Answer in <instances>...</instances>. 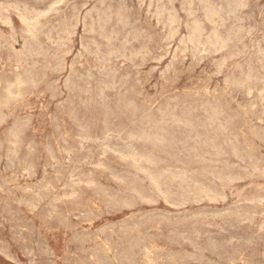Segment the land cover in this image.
Instances as JSON below:
<instances>
[{
	"label": "rangeland",
	"instance_id": "rangeland-1",
	"mask_svg": "<svg viewBox=\"0 0 264 264\" xmlns=\"http://www.w3.org/2000/svg\"><path fill=\"white\" fill-rule=\"evenodd\" d=\"M149 1L0 0V264H264V0Z\"/></svg>",
	"mask_w": 264,
	"mask_h": 264
},
{
	"label": "bare ground",
	"instance_id": "bare-ground-1",
	"mask_svg": "<svg viewBox=\"0 0 264 264\" xmlns=\"http://www.w3.org/2000/svg\"><path fill=\"white\" fill-rule=\"evenodd\" d=\"M151 1V0H150ZM149 1V2H150ZM162 1V0H161ZM188 1V0H187ZM200 1V0H199ZM205 1V0H204ZM203 1V2H204ZM209 1V0H208ZM227 1V0H226ZM238 1V0H237ZM240 1H242V0H240ZM247 1V0H246ZM63 2V1H62ZM61 2V3H62ZM65 2V1H64ZM148 2V1H147ZM158 2V1H157ZM193 2V1H192ZM201 2V1H200ZM203 2L201 3V4H203ZM239 2V1H238ZM237 2V3H238ZM10 3V2H9ZM20 4V3H19ZM139 4V3H138ZM170 4V3H169ZM188 4V3H187ZM207 4V3H206ZM241 4V3H240ZM239 4V5H240ZM244 4V3H243ZM64 5V4H63ZM101 5V4H100ZM184 5V4H183ZM204 5H205V2H204ZM208 5V4H207ZM209 5H211V4H209ZM149 6V5H148ZM201 6V5H200ZM215 6V5H214ZM237 6H238V4H237ZM5 7V6H4ZM8 7V6H7ZM181 7V6H180ZM208 7V6H207ZM213 7V6H212ZM241 7V6H240ZM6 8V7H5ZM34 8V7H33ZM45 8V7H44ZM148 8V7H147ZM146 8V9H147ZM157 8V7H156ZM202 8H203V6H202ZM204 8H206V7H204ZM209 8V7H208ZM211 8V7H210ZM210 8L208 9V10H210ZM220 8V7H219ZM11 9V8H10ZM54 9V8H53ZM109 9V8H108ZM143 9V8H142ZM151 9V8H150ZM149 9V10H150ZM212 9V8H211ZM231 9H233V8H231ZM237 9V8H236ZM242 9V8H241ZM4 10V9H3ZM56 10V9H55ZM206 10V9H205ZM207 10V11H208ZM217 10V9H216ZM159 11V10H158ZM170 11V10H169ZM173 11V10H172ZM206 11V12H207ZM212 11H214V9L212 10ZM211 10L209 11V15H210V12H212ZM12 12V11H11ZM73 12H75V11H73ZM87 12V11H86ZM144 12V11H143ZM214 12H216V11H214ZM214 12H212V13H214ZM47 13V12H46ZM149 13V12H148ZM162 13V12H161ZM220 13V12H219ZM230 13V12H229ZM238 13V12H237ZM6 14V13H5ZM11 14V13H10ZM14 14V13H13ZM69 14H71V13H69ZM117 14V13H116ZM155 14V13H154ZM170 14V13H169ZM185 14V13H184ZM188 14V13H187ZM216 14V13H215ZM233 14V13H232ZM204 15V14H203ZM206 15V14H205ZM209 15H208V17H209ZM212 15V14H211ZM4 16V15H3ZM44 17H45V15H43ZM52 16V15H51ZM72 16H73V14H72ZM76 16V15H75ZM82 16V15H81ZM111 16V15H110ZM116 16V15H115ZM118 16V15H117ZM155 16V15H154ZM218 16H219V14H218ZM242 16V15H241ZM43 17V18H44ZM71 17V16H70ZM207 17V18H208ZM213 16H211L210 18H212ZM217 17V16H216ZM229 17V16H228ZM234 17V16H233ZM232 17V18H233ZM22 18V17H21ZM41 18V17H40ZM88 18V17H87ZM172 18V20H175V19H173L174 18V16H172L171 17ZM170 18V19H171ZM67 19V18H66ZM118 19H120V18H118ZM158 19V18H157ZM169 19V20H170ZM217 19H219V17L217 18ZM221 19V18H220ZM7 20V19H6ZM21 20H23V19H21ZM25 20V19H24ZM23 20V21H24ZM30 20V19H29ZM149 20V19H148ZM206 20V19H205ZM211 20V19H210ZM210 20H206L207 22H209ZM212 20H214V19H212ZM236 20V19H235ZM2 21V20H1ZM30 21H32V20H30ZM83 21V20H82ZM97 21V20H96ZM123 21V20H122ZM217 21V20H216ZM238 21V20H237ZM25 22H27V21H25ZM100 22V21H99ZM121 22V21H120ZM158 22V21H157ZM169 22H171V20L169 21ZM176 22V21H175ZM174 22V23H175ZM197 22V21H196ZM214 22V21H213ZM213 22H211V24L213 23ZM1 23H3V22H1ZM33 23V22H32ZM36 23V22H35ZM117 23H119V22H117ZM123 23V22H122ZM151 23V22H150ZM210 23V22H209ZM216 23L217 22H214V26L216 25ZM172 24V23H171ZM194 24V23H193ZM24 25V24H23ZM27 25V24H26ZM125 25V24H124ZM156 25V24H155ZM164 25V24H163ZM167 25V24H166ZM170 25V24H169ZM179 25V24H178ZM184 25V24H183ZM195 25H197L196 23H195ZM194 25V26H195ZM234 25V24H233ZM255 25V24H254ZM59 26V25H58ZM157 26V25H156ZM177 26V25H176ZM193 26V25H192ZM218 26V25H217ZM238 26V25H237ZM27 27V26H26ZM36 27H37V24H36ZM43 27V26H42ZM48 27V26H47ZM50 27V26H49ZM77 27V26H76ZM93 27V26H92ZM100 27V26H99ZM195 27H198V26H195ZM201 27V26H200ZM30 27H29V25H28V29H29ZM39 28V27H38ZM164 28V27H163ZM172 28V27H171ZM215 28V27H214ZM221 28V27H220ZM228 28V27H227ZM239 28V27H238ZM33 29H34V27H33ZM32 29V30H33ZM41 29V28H40ZM51 29H54L53 27L51 28ZM124 29V28H123ZM170 29V28H169ZM202 29V28H201ZM201 29H198V30H201ZM204 29V28H203ZM201 30V31H203L204 32V30ZM213 29V28H212ZM31 30V29H30ZM36 30V29H35ZM55 30V29H54ZM71 30V29H70ZM121 30H122V28H121ZM161 30V29H160ZM192 32H196V31H194V29L192 28ZM196 30H197V28H196ZM224 30V29H223ZM247 30V29H246ZM11 31V30H10ZM29 30H27V33H29L28 32ZM73 31V30H72ZM212 31H214L215 32V29H213ZM217 31V30H216ZM40 32V31H39ZM47 32V31H46ZM57 32V31H56ZM214 32H212V33H214ZM22 33V32H21ZM85 33V32H84ZM99 33V32H98ZM173 33V32H172ZM175 33V32H174ZM197 33V32H196ZM199 33V32H198ZM197 33V34H198ZM218 33V32H217ZM31 34V33H30ZM33 34V33H32ZM36 34V33H35ZM39 34H41V33H39ZM43 34V33H42ZM116 34V33H115ZM176 34V33H175ZM193 34V33H192ZM197 34H196V36H197ZM45 35V34H44ZM43 35V36H44ZM187 35V34H186ZM190 35H191V32H190ZM205 35V34H204ZM208 35V34H207ZM213 35V34H212ZM211 35V36H212ZM215 35V34H214ZM218 35V34H217ZM216 35V37H217V39H218V36ZM220 35V34H219ZM40 36V35H39ZM46 36V35H45ZM48 36V35H47ZM49 36H50V34H49ZM136 36V35H135ZM169 36H171V35H169ZM174 36V35H173ZM180 36V35H179ZM201 36H202V32H201ZM200 36V37H201ZM206 36V35H205ZM10 37V36H9ZM33 38H34V36H32ZM139 37V36H138ZM190 37H193V35L192 36H190ZM189 37V38H190ZM203 37V36H202ZM202 37H201V39H202ZM209 37V36H208ZM26 38V37H25ZM196 38V37H195ZM215 38V37H214ZM181 39V38H180ZM192 39V38H191ZM198 39H199V35H198ZM216 39V38H215ZM216 39V40H217ZM219 39H220V37H219ZM222 39V38H221ZM220 39V40H221ZM225 39V38H224ZM223 39V40H224ZM15 40V39H14ZM50 40V39H49ZM52 40V39H51ZM106 40V39H105ZM139 40H140V38H139ZM208 42H211L210 41V38H208ZM220 40H218V41H220ZM223 40H222V42H223ZM227 40V39H226ZM33 41V40H32ZM109 41V40H108ZM163 41V40H162ZM165 41V40H164ZM167 41V40H166ZM172 41V40H171ZM190 41V40H189ZM192 42H193V39L191 40ZM225 41V40H224ZM16 42V41H15ZM46 42V41H45ZM63 42V41H62ZM168 42V41H167ZM185 42V41H184ZM192 42H191V44H192ZM221 42V43H222ZM226 42V41H225ZM228 42V41H227ZM226 42V43H227ZM4 43V42H3ZM87 43V42H86ZM127 43V42H126ZM194 44H195V42H193ZM199 43V42H198ZM202 43V42H201ZM220 43V44H221ZM229 43H230V41H229ZM240 43V42H239ZM10 44V43H9ZM16 44V43H15ZM44 44V43H43ZM95 44V43H94ZM138 44V43H137ZM147 44V43H146ZM205 44H207V43H205ZM210 44V43H209ZM219 44V43H218ZM3 45V44H2ZM8 45V44H7ZM64 45V44H63ZM201 44L199 43V46H200ZM208 45V44H207ZM211 45V44H210ZM210 45H209V47H210ZM213 45H216V47H217V44H213ZM39 46V45H38ZM52 46V45H51ZM202 46H203V44H202ZM219 47H220V45H218ZM223 46H226V45H224V43H223ZM227 46H228V44H227ZM104 47V46H103ZM131 47V46H130ZM168 47V46H167ZM170 47V46H169ZM192 47V46H191ZM203 47H205V46H203ZM211 47H213L212 45H211ZM221 47H222V45H221ZM220 47V48H221ZM12 48V47H11ZM47 48V47H46ZM141 48V47H140ZM248 48V47H247ZM8 49V48H7ZM100 49V48H99ZM174 49V48H173ZM191 49V48H190ZM217 49V48H216ZM225 49V48H224ZM12 50V49H11ZM33 50V49H32ZM138 50V49H137ZM208 50V49H207ZM218 50V49H217ZM236 50V49H235ZM238 50V49H237ZM14 51V50H13ZM68 51V50H67ZM87 51V50H86ZM144 51V50H143ZM160 51V50H159ZM186 51V50H185ZM196 51V50H195ZM209 51V50H208ZM213 51V50H212ZM260 51V50H259ZM262 51V50H261ZM70 52H71V50H70ZM83 52V51H82ZM93 52V51H92ZM184 52V51H183ZM4 53V52H3ZM159 53V52H158ZM161 53V52H160ZM169 53V52H168ZM233 53V52H232ZM264 53V52H263ZM57 54V53H56ZM69 54V53H68ZM94 54V53H93ZM99 53H97V55H98ZM198 54V53H197ZM214 54V53H213ZM236 54H237V52H236ZM95 55V54H94ZM208 55V54H207ZM263 55V54H262ZM68 56V55H67ZM88 56V55H87ZM167 56V55H166ZM210 56V55H209ZM98 57V56H97ZM147 57V56H146ZM2 58V57H1ZM9 58V57H8ZM13 58V57H12ZM51 58V57H50ZM171 58V57H170ZM4 59V58H3ZM123 59V58H122ZM147 59V58H146ZM160 59V58H159ZM185 59V58H184ZM200 59V58H199ZM19 60V59H18ZM17 60V61H18ZM90 60V59H89ZM97 60V59H96ZM101 60V59H100ZM115 60V59H114ZM70 61V60H69ZM201 61V60H200ZM26 62V61H25ZM58 62V61H57ZM56 62V63H57ZM154 62V61H153ZM55 63V64H56ZM141 63V62H140ZM223 63H224V61H223ZM264 63V62H263ZM14 64V63H13ZM44 64V63H43ZM83 64V63H82ZM78 65V64H77ZM142 65V64H141ZM170 65V64H169ZM38 66V65H37ZM59 66V65H58ZM89 66V65H88ZM92 66V65H91ZM171 66V65H170ZM11 67V66H10ZM26 67V66H25ZM218 67V66H217ZM12 68V67H11ZM10 68V69H11ZM26 68H28L29 69V67H26ZM46 68V67H45ZM105 68H107V67H105ZM153 68V67H152ZM35 69V68H34ZM19 70V69H18ZM41 70V69H40ZM57 70V69H56ZM80 70H82V69H80ZM85 70V69H84ZM102 70V69H101ZM139 70V69H138ZM166 70V69H165ZM3 71V70H2ZM45 71V70H44ZM1 72V71H0ZM36 72V71H35ZM107 72V71H106ZM126 72V71H125ZM147 72V71H146ZM29 73V72H28ZM69 73V72H68ZM139 73V72H138ZM23 74V73H22ZM89 74V73H88ZM107 74V73H106ZM162 74V73H161ZM264 74V73H263ZM26 75V74H25ZM74 75H75V73H74ZM249 75V74H248ZM12 76H14V74L12 75ZM147 76V75H146ZM246 76V75H245ZM87 77H88V75H87ZM90 77V76H89ZM125 77V76H124ZM18 78H19V76H18ZM51 78V77H50ZM106 78V77H105ZM247 78V77H246ZM251 78V77H250ZM7 79V78H6ZM5 79V80H6ZM9 79V78H8ZM16 79H17V76H16ZM19 79H21V78H19ZM18 79V80H19ZM79 79V78H78ZM140 79V78H139ZM222 79V78H221ZM253 79V78H252ZM14 80V79H13ZM64 80V79H63ZM94 80V79H93ZM119 80V79H118ZM223 80V79H222ZM235 80H237V79H235ZM240 80V79H239ZM238 80V81H239ZM247 80H250L249 78H247ZM1 81V80H0ZM12 81V80H11ZM15 81V80H14ZM21 81V83L24 81V79H23V81L22 80H20ZM27 81H29V80H27ZM66 81V80H65ZM69 81V80H68ZM234 81V80H233ZM2 82V81H1ZM8 82V81H7ZM16 82H18V81H16ZM35 82V81H34ZM70 82H72V81H70ZM102 82V81H101ZM138 82V81H137ZM235 82V81H234ZM240 82V81H239ZM247 82V81H246ZM4 83V82H3ZM20 83V84H21ZM24 83V82H23ZM28 83V82H27ZM75 83V82H74ZM95 83V82H94ZM113 83V82H112ZM117 83V82H116ZM243 84H248V83H245V82H242ZM18 84H19V82H18ZM24 84H26V81H25V83ZM242 84V85H243ZM264 84V83H263ZM4 85H6V82H5V84ZM9 85V84H8ZM22 85V84H21ZM21 85H20V87H21ZM69 85V84H68ZM105 85H107V84H105ZM117 85V84H116ZM15 86V85H14ZM19 86V85H18ZM77 86V85H76ZM239 86H241V84H239ZM246 86V85H245ZM80 87V86H79ZM109 87H111V86H109ZM113 87V86H112ZM236 87V86H235ZM6 88V87H5ZM17 88V87H16ZM122 88V87H121ZM240 88V87H239ZM247 88V87H246ZM264 88V87H263ZM2 89H3V87H2ZM12 89H13V87H12ZM15 89V88H14ZM18 89V88H17ZM79 89V88H78ZM86 89V88H85ZM106 89V88H105ZM110 89H112V88H110ZM131 89V88H130ZM250 89V88H249ZM19 91L21 90V88L20 89H18ZM154 90V89H153ZM4 91V90H3ZM2 91V92H3ZM82 91V90H81ZM99 91V90H98ZM249 91V90H248ZM262 91H264L263 89L261 90V92ZM8 92V91H7ZM11 92V91H10ZM9 92V93H10ZM18 92V91H17ZM38 92V91H37ZM101 92V91H100ZM99 92V93H100ZM24 93V92H23ZM71 93V92H70ZM118 93V92H117ZM125 93V92H124ZM16 94V93H15ZM15 94H13L12 96H14ZM43 94V93H42ZM137 94V93H136ZM178 94V93H177ZM209 94V93H208ZM0 95H1V93H0ZM5 95H6V93H5ZM11 95V94H10ZM20 94H19V92L17 93V96H19ZM81 95V94H80ZM102 95V94H101ZM123 95V94H122ZM181 95V94H180ZM183 95V94H182ZM213 95V94H212ZM3 96V95H2ZM21 96V95H20ZM119 96V95H118ZM168 96H170V95H168ZM204 96V95H203ZM8 97V96H7ZM15 97V99H16V96H14ZM23 97H24V95H23ZM40 97H41V95H40ZM82 97V96H81ZM94 97V96H93ZM117 97V96H116ZM174 97V96H173ZM182 97V96H181ZM9 98V97H8ZM11 98H13V97H11ZM92 98V97H91ZM115 98V97H114ZM122 98V97H121ZM162 98V97H161ZM160 98V99H161ZM263 98V97H262ZM1 99H3V97L1 98ZM0 99V100H1ZM5 99H6V97H5ZM65 99V98H64ZM81 99V98H80ZM100 99V98H99ZM169 99V98H168ZM4 100V99H3ZM10 100H12V99H10ZM66 100V99H65ZM70 100V99H69ZM82 100V99H81ZM173 100H174V98H173ZM182 100V99H181ZM233 100V99H232ZM262 100V99H261ZM264 100V99H263ZM262 100V101H263ZM6 101V100H5ZM32 101V100H31ZM68 101V100H67ZM104 101V100H103ZM133 101V100H132ZM2 102H4V101H2ZM19 102V101H18ZM63 102V101H62ZM86 102V101H85ZM90 102V101H89ZM175 102V101H174ZM5 103V102H4ZM66 103V102H65ZM120 103V102H119ZM199 103V102H198ZM2 104V103H1ZM7 104V103H6ZM29 104H30V102H29ZM37 104V103H36ZM68 104V103H67ZM86 104V103H85ZM113 104V103H112ZM63 105V104H62ZM76 105V104H75ZM98 105V104H97ZM105 105V104H104ZM64 106V105H63ZM82 106V105H81ZM86 106V105H85ZM119 106V105H118ZM2 107V106H1ZM95 107H96V104H95ZM200 107H201V105H200ZM75 108V107H74ZM80 108V107H79ZM116 108V107H115ZM157 108V107H156ZM174 108V107H173ZM10 109V108H9ZM48 109V108H47ZM118 109H120L119 107H118ZM134 109H135V107H134ZM148 109V108H147ZM37 110H38V108H37ZM73 110V109H72ZM90 110V109H89ZM108 110V109H107ZM140 110V109H139ZM42 111V110H41ZM53 111V110H52ZM65 111V110H64ZM69 111V110H68ZM102 111H103V109H102ZM119 111V110H118ZM134 111V110H133ZM75 112V111H74ZM97 112V111H96ZM127 112V111H126ZM215 112H217V111H215ZM46 113V112H45ZM206 113V112H205ZM261 113V112H260ZM64 114V113H63ZM92 114V113H91ZM100 114V113H99ZM104 114V113H103ZM121 114V113H120ZM129 114V113H128ZM213 114H214V112H213ZM262 114V113H261ZM106 115V114H105ZM110 115V114H109ZM113 115V114H112ZM127 115V114H126ZM214 115H216V114H214ZM31 116V115H30ZM67 116V115H66ZM74 116V115H73ZM80 116V115H79ZM211 116H212V114H211ZM219 116V115H218ZM262 116V115H261ZM69 117V116H68ZM123 117V116H122ZM174 117V116H173ZM213 117V116H212ZM216 117V116H215ZM214 117V118H215ZM74 118V117H73ZM82 118V117H81ZM146 118V117H145ZM163 118H165V117H163ZM55 119V118H54ZM104 119V118H103ZM106 119H108V118H106ZM180 119V118H179ZM242 119V118H241ZM247 119V118H246ZM70 120V119H69ZM126 120H127V118H126ZM163 120V119H162ZM181 120V119H180ZM210 121L209 122H212V120L211 119H209ZM50 121V120H49ZM93 121V120H92ZM97 121V120H96ZM104 121V120H103ZM111 121V120H110ZM169 121V120H168ZM171 121V120H170ZM214 121H216V120H213V122ZM218 121H220V120H218ZM76 122V121H75ZM106 122V121H105ZM109 122V121H108ZM132 122V121H131ZM160 122V121H159ZM173 122V121H172ZM98 123V122H97ZM125 123V122H124ZM66 124V123H65ZM73 124V123H72ZM51 125V124H50ZM90 125V124H89ZM107 125V124H106ZM123 125V124H122ZM166 125V124H165ZM181 125V124H180ZM189 125V124H188ZM219 125V124H218ZM243 125V124H242ZM88 126V125H87ZM101 126V125H100ZM108 126V125H107ZM120 126V125H119ZM135 126V125H134ZM220 126V125H219ZM68 127H69V125H68ZM105 127V126H104ZM118 127V126H117ZM223 127V126H222ZM10 128V127H9ZM91 128V127H90ZM101 128V127H100ZM111 128V127H110ZM185 128H186V126H185ZM8 129V128H7ZM18 129V128H17ZM87 129V128H86ZM115 129V128H114ZM118 129V128H117ZM123 129V128H122ZM222 129V128H221ZM10 129H8V131H9ZM56 130H58V129H56ZM93 130V129H92ZM108 130V129H107ZM106 130V131H107ZM128 130V129H127ZM126 130V131H127ZM161 130V129H160ZM163 130V129H162ZM226 130V129H225ZM7 131V132H8ZM11 131V130H10ZM15 131V130H14ZM65 131V130H64ZM74 131V130H73ZM142 131V130H141ZM145 131V130H144ZM157 131V130H156ZM1 132V131H0ZM16 132V131H15ZM67 132V131H66ZM103 132H105V131H103ZM43 133V132H42ZM80 133V132H79ZM78 133V134H79ZM102 133V132H101ZM122 133V132H121ZM33 134V133H32ZM88 134H89V131H88ZM103 134V133H102ZM114 134V133H113ZM139 134L141 135V134H143V132L142 133H140L139 132ZM145 134V133H144ZM189 134V133H188ZM70 135V134H69ZM114 135H116V134H114ZM147 137H148V135L147 134H145ZM152 135V134H151ZM15 137H16V135H14ZM134 136V135H133ZM136 136V135H135ZM150 136V135H149ZM154 136V135H153ZM2 137V136H1ZM131 137V136H130ZM129 137V138H130ZM142 137V136H141ZM156 138L158 137V136H155ZM160 137V136H159ZM86 138V137H85ZM92 138V137H91ZM106 138V137H105ZM137 138H139L138 136H137ZM152 138H154V137H152ZM155 138V139H156ZM15 139V138H14ZM74 139V138H73ZM80 139V138H79ZM88 139V138H87ZM109 139H111V137L109 138ZM116 139V138H115ZM143 139H144V137H143ZM147 138L145 137V140H146ZM148 139H150V138H148ZM147 139V140H148ZM8 140V139H7ZM83 140V139H82ZM132 140V139H131ZM161 140H163V138L161 139ZM160 140V141H161ZM164 140H166L167 141V139H164ZM250 140V139H249ZM3 141V140H2ZM16 141V140H15ZM32 141V140H31ZM98 141V140H97ZM101 141V140H100ZM153 141V140H152ZM158 141V140H157ZM4 142V141H3ZM24 142V141H23ZM85 142V141H84ZM140 142V141H139ZM155 142V141H154ZM212 142V141H211ZM12 143H14V142H12ZM41 143V142H40ZM67 143V142H66ZM159 143V142H158ZM157 143V144H158ZM164 143V142H163ZM8 144V143H7ZM6 144V145H7ZM80 144H81V141H80ZM141 144V143H140ZM154 144V143H153ZM187 144V143H186ZM245 144V143H244ZM247 144V143H246ZM18 145V144H17ZM99 145V144H98ZM102 145V144H101ZM161 145H163V144H161ZM213 145V144H212ZM11 146V145H10ZM58 146V145H57ZM129 146V145H128ZM1 147V146H0ZM7 147V146H6ZM9 147V146H8ZM32 147V146H31ZM67 147V146H66ZM108 147V146H107ZM132 147H133V145H132ZM148 147V146H147ZM11 148V147H10ZM26 148V147H25ZM93 148V147H92ZM104 148V147H103ZM211 148V147H210ZM29 149V148H28ZM70 149V148H69ZM131 149V148H130ZM8 150V149H7ZM35 150V149H34ZM51 150V149H50ZM65 150V149H64ZM108 150V149H107ZM111 150V149H110ZM117 150V149H116ZM220 150V149H219ZM9 151V150H8ZM68 151V150H67ZM79 151V150H78ZM77 151V152H78ZM252 151V150H251ZM13 152V151H12ZM117 152V151H116ZM128 152H129V150H128ZM30 153V152H29ZM105 153V152H104ZM118 153V152H117ZM127 153V152H126ZM19 154V153H18ZM73 154V153H72ZM114 154V153H113ZM122 154V153H121ZM130 154V153H129ZM152 154H153V152H152ZM68 155V154H67ZM89 155V154H88ZM127 155V154H126ZM126 155H123V156H126ZM132 155V154H131ZM156 155V154H155ZM30 156V155H29ZM39 156V155H38ZM103 156V155H102ZM106 156V155H105ZM134 156V155H133ZM132 156V157H133ZM150 156V155H149ZM136 157V156H135ZM141 157V156H140ZM235 157V156H234ZM2 158V157H1ZM81 158V157H80ZM122 158V157H121ZM124 159H125V157H123ZM122 158V159H123ZM50 159H52V158H50ZM60 159V158H59ZM120 159V158H119ZM139 159V158H138ZM137 159V160H138ZM147 159V158H146ZM152 160L154 159V158H151ZM18 160V159H17ZM20 160V159H19ZM47 160V159H46ZM63 160V159H62ZM102 160V159H101ZM140 160V159H139ZM141 160H143V159H141ZM150 160V159H149ZM155 160V159H154ZM4 161V160H3ZM98 161V160H97ZM117 161H119V160H117ZM122 161V160H121ZM9 162H11V161H9ZM8 162V163H9ZM76 162H77V160H76ZM138 162V161H137ZM141 162V161H140ZM155 162V161H154ZM101 163V162H100ZM132 163V162H131ZM139 163V162H138ZM148 163H150V161H148ZM170 163V162H169ZM60 164V163H59ZM133 165H134V162L132 163ZM135 164H136V162H135ZM146 164V163H145ZM65 165V164H64ZM94 165H96V164H94ZM137 165V164H136ZM144 165V164H143ZM150 165V164H149ZM28 166V165H27ZM119 166V165H118ZM131 166V165H130ZM139 166V165H138ZM158 166V165H157ZM32 167V166H31ZM36 167V166H35ZM50 167V166H49ZM87 167V166H86ZM98 167V166H97ZM127 167H129V166H127ZM137 167V166H136ZM140 167V166H139ZM144 167V166H143ZM169 167V166H168ZM14 168V167H13ZM44 168V167H43ZM110 168V167H109ZM131 168V167H130ZM40 169V168H39ZM46 169V168H45ZM63 169V168H62ZM65 169V168H64ZM12 170V169H11ZM128 170V169H127ZM45 171V170H44ZM97 171V170H96ZM103 171V170H102ZM138 171V170H137ZM95 172V171H94ZM121 172V171H120ZM127 172V171H126ZM141 172V171H140ZM150 172V171H149ZM32 173V172H31ZM44 173V172H43ZM79 173H81V172H79ZM168 173V172H167ZM55 174V173H54ZM62 174V173H61ZM72 174V173H71ZM123 174H125V173H123ZM128 174V173H127ZM191 174V173H190ZM212 174V173H211ZM11 175V174H10ZM17 175V174H16ZM32 175V174H31ZM37 175V174H36ZM97 175V174H96ZM95 175V176H96ZM108 175H110V173L108 174ZM113 175V174H112ZM120 175V174H119ZM144 175V174H143ZM218 175V174H217ZM101 176V175H100ZM111 176V175H110ZM114 176H116L115 174H114ZM122 176H124V175H122ZM131 176V175H130ZM148 176H149V174H148ZM151 176V175H150ZM196 176V175H195ZM214 176V175H213ZM5 177V176H4ZM34 177V176H33ZM43 177V176H42ZM119 177H121V176H119ZM183 177V176H182ZM193 177V176H192ZM6 178V177H5ZM88 178H90V177H88ZM114 178V177H113ZM150 178H152V176L150 177ZM47 179V178H46ZM131 179V178H130ZM106 180H107V178H106ZM160 180V179H159ZM86 181V180H85ZM98 181V180H97ZM118 181V180H117ZM135 181V180H134ZM133 181V182H134ZM137 181V180H136ZM154 181V180H153ZM163 181V180H162ZM28 182V181H27ZM53 182V181H52ZM94 182V181H93ZM100 182V181H99ZM129 182V181H128ZM132 182V183H133ZM9 183V182H8ZM7 183V184H8ZM153 183H156V181H154ZM232 183V182H231ZM4 184V183H3ZM71 184V183H70ZM20 185V184H19ZM79 185V184H78ZM86 185V184H85ZM91 185H93V184H91ZM102 185V184H101ZM106 185V184H105ZM125 185V184H124ZM146 185V184H145ZM156 185V184H155ZM157 185H159V184H157ZM172 185V184H171ZM174 185V184H173ZM182 185V184H181ZM88 186V185H87ZM90 186V185H89ZM132 186V185H131ZM37 187V186H36ZM39 187V186H38ZM52 187V186H51ZM86 187V186H85ZM125 187V186H124ZM169 187H170V185H169ZM7 188H8V186H7ZM90 188V187H89ZM156 188H157V186H156ZM88 189V188H87ZM133 189V188H132ZM96 190V189H95ZM114 190V189H113ZM103 192V191H102ZM263 192V191H262ZM38 193V192H37ZM75 192H73V194H74ZM134 193V192H133ZM63 194V193H62ZM70 194V193H69ZM99 194H101V193H99ZM132 194V193H131ZM199 194V193H198ZM8 195V194H7ZM42 195H43V193H42ZM46 196V195H45ZM84 196V195H83ZM101 196V195H100ZM110 196V195H109ZM120 196H121V194H120ZM126 196V195H125ZM128 196V195H127ZM141 196V195H140ZM144 196V195H143ZM204 196V195H203ZM40 197V196H39ZM70 197V196H69ZM72 197V196H71ZM80 197V196H79ZM163 197H164V195H163ZM162 197V198H163ZM21 198V197H20ZM109 198V197H108ZM116 198V197H115ZM120 198V197H119ZM118 198V199H119ZM122 198V197H121ZM125 198V197H124ZM150 198V197H149ZM259 198V197H258ZM8 199V198H7ZM25 199H26V197H25ZM59 199V198H58ZM68 199V198H67ZM75 199V198H74ZM111 199V198H110ZM129 199V198H128ZM138 199V198H137ZM139 199H140V197H139ZM144 199V198H143ZM172 199V198H171ZM182 199V198H181ZM145 200V199H144ZM149 200V199H148ZM173 200V199H172ZM179 200V199H178ZM63 201V200H62ZM76 201V200H75ZM114 201V200H113ZM130 201H131V199H130ZM197 201V200H196ZM69 202V201H68ZM86 202V201H85ZM94 202V201H93ZM148 202V201H147ZM149 202H150V200H149ZM167 202H169V201H167ZM172 202V201H171ZM26 203V202H25ZM71 203H72V201H71ZM109 203V202H108ZM121 203V202H120ZM142 203V202H141ZM59 204V203H58ZM65 204V203H64ZM104 204V203H103ZM124 204V203H123ZM130 204H132V203H130ZM145 204H147V203H145ZM150 204V203H149ZM175 205V204H174ZM236 205V204H235ZM259 205V204H258ZM101 206V205H100ZM231 206V205H230ZM234 206V205H233ZM93 207V206H92ZM99 207V206H98ZM132 207V206H131ZM33 208V207H32ZM82 208V207H81ZM117 208V207H116ZM125 208V207H124ZM126 208H127V206H126ZM222 208V207H221ZM52 209H54V208H52ZM105 209V208H104ZM177 209V208H176ZM217 209V208H216ZM108 210V209H107ZM6 211V210H5ZM138 211V210H137ZM136 211V212H137ZM72 212V211H71ZM77 212V211H76ZM143 212V211H142ZM163 212V211H162ZM241 212V211H240ZM16 213V212H15ZM166 213V212H165ZM175 213V212H174ZM17 214H19V213H17ZM47 214V213H46ZM68 214V213H67ZM47 215H49V214H47ZM145 215V214H144ZM155 215V214H154ZM131 216H134V215H131ZM172 216V215H171ZM1 217V216H0ZM33 217V216H32ZM94 217V216H93ZM160 217V216H159ZM19 218V217H18ZM23 218V217H22ZM56 218V217H55ZM98 218V217H97ZM188 218V217H187ZM40 219V218H39ZM48 219L49 218H47V220L46 221H48ZM159 219V218H158ZM208 219V218H207ZM71 220V219H70ZM123 220V219H122ZM147 221V220H146ZM157 221V220H156ZM169 223V222H168ZM178 223V222H177ZM219 223V222H218ZM58 224V223H57ZM113 224V223H112ZM118 224V223H117ZM106 225V224H105ZM165 225V224H164ZM202 225V224H201ZM261 225V224H260ZM44 226V225H43ZM131 226V225H130ZM218 226V225H217ZM8 227V226H7ZM145 227V226H144ZM172 227V226H171ZM182 227V226H181ZM219 228V227H218ZM231 228V227H230ZM258 228V227H257ZM194 229H195V227H194ZM14 230V229H13ZM135 230V229H134ZM15 231V230H14ZM19 231V230H18ZM127 231V230H126ZM146 231V230H145ZM177 231V230H176ZM219 231V230H218ZM98 232V231H97ZM101 232V231H100ZM196 232V231H195ZM224 232V231H223ZM18 233V232H17ZM23 233V232H22ZM126 233V232H125ZM200 233V232H199ZM7 234V233H6ZM77 234V233H76ZM88 234H89V232H88ZM119 234V233H118ZM154 234V233H153ZM176 234V233H175ZM194 234V233H193ZM80 235V234H79ZM147 235V234H146ZM148 235H149V233H148ZM181 235V234H180ZM125 236V235H124ZM175 236V235H174ZM37 237H39V236H37ZM99 237V236H98ZM127 237V236H126ZM142 237V236H141ZM148 237V236H147ZM159 237V236H158ZM162 237V236H161ZM199 237V236H198ZM76 238H77V236H76ZM146 238V237H145ZM174 238V237H173ZM197 238V237H196ZM79 239V238H78ZM123 239V238H122ZM140 239V238H139ZM186 239V238H185ZM22 240V239H21ZM71 240V239H70ZM170 240V239H169ZM195 240V239H194ZM199 240V239H198ZM18 241V240H17ZM73 241V240H72ZM80 241V240H79ZM140 241V240H139ZM163 241V240H162ZM168 241V240H167ZM181 241V240H180ZM221 241V240H220ZM27 242V241H26ZM90 242V241H89ZM97 242V241H96ZM144 242V241H143ZM216 242V241H215ZM23 243V242H22ZM126 243V242H125ZM187 243V242H186ZM191 243V242H190ZM211 243V242H210ZM96 244V243H95ZM100 244V243H99ZM124 244V243H123ZM130 244V243H129ZM189 244V243H188ZM197 244V243H196ZM30 245V244H29ZM45 245V244H44ZM128 245V244H127ZM170 245V244H169ZM219 245V244H218ZM225 245V244H224ZM236 245V244H235ZM41 246H42V244H41ZM40 246V247H41ZM164 246V245H163ZM205 246H207V245H205ZM21 247V246H20ZM123 247V246H122ZM131 247V246H130ZM153 247V246H152ZM232 247V246H231ZM230 247V248H231ZM197 248V247H196ZM206 248V247H205ZM204 248V249H205ZM211 248V247H210ZM48 249V248H47ZM77 249V248H76ZM81 249V248H80ZM101 249V248H100ZM155 249V248H154ZM194 249V248H193ZM200 249V248H199ZM213 249V248H212ZM1 250V249H0ZM83 250V249H82ZM121 250H122V248H121ZM131 250V249H130ZM197 250V249H196ZM234 250V249H233ZM111 251V250H110ZM116 251V250H115ZM178 251V250H177ZM213 251V250H212ZM1 252H3V251H1ZM107 252V251H106ZM105 252V253H106ZM121 252V251H120ZM182 252V251H181ZM233 252V251H232ZM236 252V251H235ZM29 253V252H28ZM31 253V252H30ZM38 253V252H37ZM48 253V252H47ZM179 253V252H178ZM184 253H185V251H184ZM187 253V252H186ZM227 253H228V251H227ZM256 253H258V252H256ZM217 254V253H216ZM229 254V253H228ZM50 255V254H49ZM78 255V254H77ZM85 255V254H84ZM117 255V254H116ZM192 255V254H191ZM219 255H220V253H219ZM224 255V254H223ZM222 255V256H223ZM3 256V255H2ZM80 256V255H79ZM83 256V255H82ZM113 256V255H112ZM122 256V255H121ZM129 256V255H128ZM148 256V255H147ZM39 257V256H38ZM48 257V256H47ZM100 257H102V256H100ZM116 257V256H115ZM136 257V256H135ZM193 257V256H192ZM213 257V256H212ZM14 258V257H13ZM82 258V257H81ZM110 258V257H109ZM126 258V257H125ZM133 258V257H132ZM207 258V257H206ZM218 258V257H217ZM72 259V258H71ZM145 259V258H144ZM147 259V258H146ZM197 259H199V258H197ZM263 259V258H262ZM9 260V259H8ZM31 260V259H30ZM47 260V259H46ZM100 260V259H99ZM141 261V260H140ZM147 261V260H146ZM62 262V261H61ZM94 262V261H93ZM103 262V261H102ZM118 262V261H117ZM129 262V261H128ZM203 262V261H202ZM212 262V261H211ZM32 263V262H31ZM34 263V262H33ZM91 263V262H90ZM114 263V262H113ZM157 263V262H156ZM207 263V262H206ZM29 264V263H28ZM80 264V263H79ZM111 264V263H110ZM130 264V263H129ZM191 264V263H190ZM227 264V263H226Z\"/></svg>",
	"mask_w": 264,
	"mask_h": 264
}]
</instances>
